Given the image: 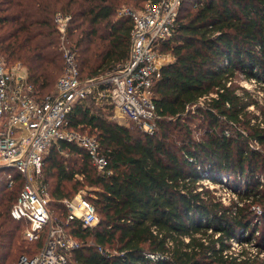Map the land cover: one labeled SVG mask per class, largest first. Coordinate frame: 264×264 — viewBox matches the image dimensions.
Here are the masks:
<instances>
[{"label":"trees","instance_id":"16d2710c","mask_svg":"<svg viewBox=\"0 0 264 264\" xmlns=\"http://www.w3.org/2000/svg\"><path fill=\"white\" fill-rule=\"evenodd\" d=\"M122 2L0 0V55L26 65L37 98L49 94L64 66L54 22L61 11L71 16L67 36L81 78L114 70L130 50L131 18L117 16ZM177 12L158 46L173 59L153 84L154 131L112 119L88 96L76 101L67 127L97 137L110 172L98 171L75 142L59 140L44 155L40 180L54 222L66 220L63 199L86 187L99 216L93 227L66 224L79 241L68 264H264L224 253L240 228L253 236L262 229L256 243L264 250V123L246 109L257 100L234 82L238 72L264 84V0H180ZM203 179L223 181L238 201L224 205L201 188ZM21 187L17 170H0V253L15 250L1 264L13 263L14 252L33 256L44 241L13 242L27 225L9 214ZM251 204L262 209L257 223Z\"/></svg>","mask_w":264,"mask_h":264},{"label":"built area","instance_id":"2783aa9c","mask_svg":"<svg viewBox=\"0 0 264 264\" xmlns=\"http://www.w3.org/2000/svg\"><path fill=\"white\" fill-rule=\"evenodd\" d=\"M141 1L137 10L121 7L117 11V16L131 18L132 27L129 57L114 70L81 78L74 51L62 46L64 67L56 89L37 98L22 65L15 63L7 68L0 59V170H17L22 180L9 214L27 222L24 236L28 241L44 233L39 251L33 256L21 254L17 264H68V251L78 247L79 241L66 224L77 220L83 227H93L99 219L84 189L63 199L68 211L66 220L54 222L46 185L40 180L44 155L59 140L77 143L87 151L98 171L110 172L97 137L67 127V115L76 101L89 96L111 108L112 119L125 118L147 133L155 129L153 84L160 76L161 66L173 59L171 53L159 52L158 46L175 24L180 0ZM70 20L71 16L61 11L54 15L62 41L67 37ZM211 96L214 94L199 97L198 104L201 106ZM14 182L15 177L8 173L7 186L12 187ZM215 184L225 185L223 181Z\"/></svg>","mask_w":264,"mask_h":264},{"label":"rangeland","instance_id":"374dc122","mask_svg":"<svg viewBox=\"0 0 264 264\" xmlns=\"http://www.w3.org/2000/svg\"><path fill=\"white\" fill-rule=\"evenodd\" d=\"M124 2H122L120 4L121 7H128L131 9H135L137 10L139 7H141L142 5V1L141 0H123ZM120 7V8H121ZM55 22V21H54ZM58 31V30H57ZM73 44L69 42L68 40V36L65 37V39L62 41V38L59 35V42H58V50L61 52L62 57H63V51H62V46H65L66 48H72ZM75 51V50H74ZM0 59H2V61L4 60L1 55H0ZM76 61V60H75ZM15 63H20L22 65V72L26 73L25 77L27 78L28 75V69L26 67L25 64H23L21 61H14V62H7L5 63L3 61V64L5 65V67L9 68L10 66H12V64ZM63 63H64V59H63ZM64 67V66H63ZM63 71V70H62ZM62 72L59 73V75ZM59 75L56 78L54 87L52 89V92H54V90L56 89V82L57 79L59 77ZM95 77V76H94ZM28 80V79H27ZM234 82L236 85H238V87H242L244 89H247V91L251 94L252 98H254L255 100H257V104H252L250 103L249 106L246 107L247 111L250 112L253 115L257 116L256 121L259 122H263L264 123V89H263V85L261 84L259 81H257L256 79L251 80V79H247L244 75L236 72L235 76H234ZM236 92L239 94H242V90L240 88H236ZM93 100V99H92ZM94 101V106L95 107H100L102 109H104V111L108 108L105 106L104 102H100V101ZM205 102L203 101V103H201V106H204ZM111 109V108H110ZM112 113V110H111ZM118 121H120L121 123L124 124H128L130 123V121L126 120L125 118H120V119H116ZM192 127L193 130L195 131V133H200V131H198V129L196 128V126L198 124H196V122H192L189 123ZM259 175V179L261 181H264V175L263 174H258ZM220 182V181H219ZM200 185L202 186V189H205V187H207L208 189H210L212 191V194L215 197H219L220 200L223 201V204L225 205H230L233 202L238 201V197L235 196V193L233 192L234 190L231 189L230 187L226 186V184L224 185V187H217V185L214 182H211L208 179H203L201 180V182H199ZM200 187H198V190H201ZM86 192V196H90V192H89V188H83L80 190H84ZM234 193V194H233ZM49 197V195H48ZM230 198V199H229ZM51 203V202H50ZM50 208L55 209L54 206L51 204ZM250 210H253L254 214H253V218H257L259 217V214L262 213V209L259 206V204H251ZM55 211V210H54ZM258 215V216H257ZM53 219V218H52ZM255 219H252L251 221L255 222ZM259 222V220L256 221V223ZM24 230L25 227H22L21 225L19 226V228L15 231V236L13 239V242L15 243L16 239H19L20 241L24 238ZM257 232L254 233V236L251 235V231L250 230H245L244 228H240V232L239 235H237L236 238H232L229 241V245L230 248L229 250H226V254L232 255V256H236L237 260L243 259V258H256V262L259 263V261H263L264 260V250H262L256 242H258V236L259 233L261 232L262 229L257 228ZM44 235V233H43ZM253 236V237H251ZM249 237H251L249 239ZM9 246H6L4 249H2V252L0 253V264L2 261V257L5 255V253L7 251H9ZM13 248L10 250V255L13 254ZM15 254V260L13 261V263L11 264H17L18 258L21 255V252H14Z\"/></svg>","mask_w":264,"mask_h":264}]
</instances>
